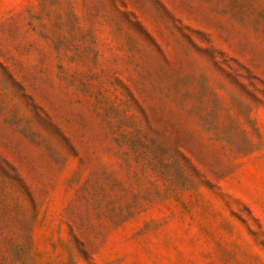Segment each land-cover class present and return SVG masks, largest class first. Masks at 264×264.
Listing matches in <instances>:
<instances>
[{
  "label": "rangeland",
  "instance_id": "374dc122",
  "mask_svg": "<svg viewBox=\"0 0 264 264\" xmlns=\"http://www.w3.org/2000/svg\"><path fill=\"white\" fill-rule=\"evenodd\" d=\"M0 264H264V0H0Z\"/></svg>",
  "mask_w": 264,
  "mask_h": 264
}]
</instances>
